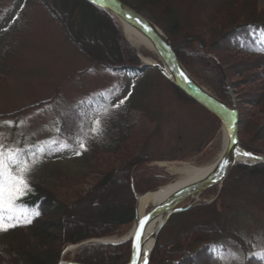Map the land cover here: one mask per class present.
<instances>
[{"label":"rangeland","instance_id":"374dc122","mask_svg":"<svg viewBox=\"0 0 264 264\" xmlns=\"http://www.w3.org/2000/svg\"><path fill=\"white\" fill-rule=\"evenodd\" d=\"M47 1L53 5L48 6ZM221 1H224V3L219 6ZM247 1L159 0L157 2L159 8L157 7V9L165 14L168 8H173L177 12L178 18H182L183 28L180 29V34L174 36L169 34V37L173 40L172 43L175 44L176 49H179L177 45L185 39L189 41L182 47L185 51L190 49L188 52L191 55L186 52L183 53L182 49L177 51L182 59L190 65L197 79L209 87L214 94L216 92L213 86L217 88L216 82L208 77L205 71L202 74L203 71L199 70V67L194 64L193 51L197 53L206 51L209 55L207 58L213 57L210 61L216 63V65L220 62L218 60L225 62L231 59L229 80L232 82L234 89H230L229 94L233 98H236V96L239 98L238 108L241 124L239 123L238 137L240 138V144L243 147V143L249 141L250 143L253 142L252 146L264 148V113L258 111L261 117L258 128H255L251 120V111L259 105L257 102L262 100L261 102L264 103V99H262L264 93H262V90L259 91L262 87H258L260 84L256 83L259 80L254 82L256 77L251 75L250 72L253 66H257L240 65L245 61L248 63L253 58L250 59L246 52H242L235 47L231 48V43L223 39L217 41V38L214 37L213 40L211 38L210 42L202 43L199 46L195 42L197 36L202 38L212 37L211 34L219 29L220 23H224L226 20L225 17L231 18V16H234V18H238L244 12H254L256 9H252V4L255 1L257 8L264 10V0H252L254 1L251 2L252 4L250 3L252 6L247 4ZM43 2L46 7L39 0H0V143L3 144L6 153L9 150H18L22 146L21 144L34 146L35 143H40L45 138L56 140L53 137L55 135L63 138L59 145H62L66 138L74 139L75 132L78 133L79 130L74 129L73 123L69 124V122L60 119V109L65 108L67 110L69 105H73L74 102H81L86 97L85 95L88 96L96 92L92 98L99 96L103 89L109 90L107 93L113 92L117 95L112 102L124 101L131 95L130 87L136 80L135 75L133 76L125 70L120 71L124 63H118L119 60L124 57L134 60L138 55L126 34L116 28L114 25L116 22L111 16L106 14L113 20L114 28L109 27L106 23L103 24V22H107L106 19L101 23H96L95 28H85L79 25V21L83 20L84 22L82 13L81 19H75L72 13H70L71 19H67L69 14L64 11L71 7V2L78 3L77 0H43ZM89 5H91L90 8L94 18H105L102 11L94 7L92 3H89ZM241 7L242 9L239 10ZM48 9L54 13L55 17L50 14ZM260 36L264 37L263 34H260ZM90 48H98L99 54H95V56L88 55L92 51ZM129 48L137 56L131 57ZM122 50L126 51H124V56L121 57L123 55ZM132 63L138 66L140 60L138 59ZM107 66H113V69L106 68ZM235 69L238 72L234 74ZM150 70L149 75L153 77L154 85L142 99L144 106L137 108L138 112H136L133 119L136 124L141 125V122H143V125L147 123V126L140 129V127L134 128L133 125L132 130L129 128L130 134L124 146L127 149L125 150L127 154L138 156V161L141 164L136 171H139L137 172L139 175L147 172L159 176L158 179L151 178L153 181L146 182L144 185L137 184L139 191L144 190L142 193L179 180L182 174L178 170H172L183 167L185 162L190 163L192 166L206 165L216 151L215 144L213 143L209 147L208 143L213 137L217 138L218 131H220L218 121L210 112L200 104L180 97L176 92V88L170 85L166 78L161 76L156 69L152 68ZM68 92L73 94L69 95ZM135 95L136 91L133 92L132 97ZM51 99L53 102H49ZM95 109L97 110L98 107L96 106ZM143 111H146L147 114ZM156 112H158V115H156ZM16 116L19 118L17 122L19 126L17 129H13L14 123L8 124L6 122H13ZM123 122L121 121L118 125L120 126ZM114 128L113 123L111 126L112 132H115ZM253 128L255 129L253 130ZM62 129L65 130L63 137L61 134ZM99 133L93 132L92 135L97 139L100 136ZM135 136H140L141 139H144V142L140 143L141 141L137 140L139 141L137 143V141H133ZM76 142L79 146L82 143L77 139ZM81 150L79 147L74 151L54 152L51 157L71 158L75 157L76 152H81ZM150 156L153 158H173L174 160L148 162ZM118 159V155L113 153L99 157L97 155L87 164L91 166V169L82 170L80 169L82 165H79L78 169H74L86 173L78 183V187H76L86 195L82 198L79 196L78 201L82 200L83 203L68 212L69 229L71 233L75 232L73 236H78L83 232L101 230L103 219L112 218L111 220L114 221L117 218L114 215L115 212L120 213L126 206L127 201L131 203L132 192L128 183L130 174L122 175L117 183L107 188H98L94 191V188L98 187L100 177L108 172L110 168L113 169L116 164H119ZM110 160L113 161L110 162ZM69 161L75 162V160L61 162L62 165H59L62 167L59 168L61 173L73 170L74 166L71 164L73 162ZM241 164L243 163L234 166L224 181V183L226 181L229 183L225 197L227 198L225 205L228 208L219 207L218 211L216 210L214 214H211L210 210L198 212L199 209L193 207L189 210L190 212L183 211L171 215L167 225L161 232L160 241H169L175 233H179L194 222L208 223L215 220L221 224L228 211L235 209L236 212L231 220H234V223L240 226L247 236L255 238L258 246L254 250L256 254L264 252V199L258 191L259 186L264 189V185L257 181H251L246 175L239 174L241 170L237 167ZM126 171L128 172V170ZM232 176L231 180L228 179ZM53 179H56L54 174L50 179L51 182H53ZM57 180L53 183L57 184ZM236 180H238L237 183L233 184ZM74 189V186H70L67 189L60 188L59 190L65 193L67 199H74L76 195ZM88 195L93 196L94 199L99 198L101 201L99 207H90L89 202L91 199L83 200ZM135 199L137 198L135 197ZM199 203H202V200L193 202V204ZM135 208L136 203L133 206L134 210H136ZM57 210L59 209L51 210L54 217L59 215ZM127 225L123 227L120 234L116 235L123 234ZM50 232L55 235L59 233L56 229H51ZM66 246L61 253L66 249ZM88 246L86 255L91 259L94 256L114 252L102 249V246L97 244ZM79 248V246L76 247L73 256H71L74 261H80L79 258H77L79 260H76L75 257ZM123 255L124 259L121 264L126 260L124 253ZM0 256L4 257L3 260L0 258V264H14L9 261V256L1 248Z\"/></svg>","mask_w":264,"mask_h":264},{"label":"trees","instance_id":"16d2710c","mask_svg":"<svg viewBox=\"0 0 264 264\" xmlns=\"http://www.w3.org/2000/svg\"><path fill=\"white\" fill-rule=\"evenodd\" d=\"M77 1L78 3L71 2V7L64 10L67 14H69L67 19H71L70 13H72V16L75 19L80 18V16L77 15V11H79L84 17V22L83 20L79 21L81 23H79L80 26L82 25L85 28H95L96 23H101L104 21V19H106L107 22H103V24L106 23L109 25V27L114 28L113 20L106 14L102 13L105 18L99 17L96 19L93 17V12L91 11L89 5L85 3L81 4L79 0ZM124 1L131 4L136 9L147 13L150 17L161 24L168 34L172 36L180 34V29L183 28V20L182 18H178V14L173 8H168L164 14L157 9V4H159L157 2H159V0ZM47 5L49 6L53 4L51 2L49 4L48 2ZM255 7L256 10L254 12H244L238 18H234V16H231V18L225 17L226 20L224 23H220L221 25L219 29L211 34L212 37L202 38L197 36L198 38H196L195 42H197V46H199L202 43L205 44L206 42H210L211 38L213 40L215 37L217 38V41L221 39L226 40L231 43V48H237L235 44H239V39L237 38H240V40H242V42L249 47L248 54L257 55L255 59L249 61L248 63L245 61V63L243 62L240 65L249 64L256 65L258 68H261L260 71H257L258 68L253 66L250 72L253 73L255 77L262 76V79H260V81H262L264 79V44L260 41V39H257L255 33L256 29H263L264 31V10H259L257 8L256 1ZM241 9L242 7L239 10ZM114 25L118 30H120L116 23H114ZM201 47L203 46L201 45ZM90 50L92 51H87L89 52L88 55L92 54L95 56V54H99L98 48H90ZM124 51L121 57L124 56ZM130 52L131 57L137 56L133 50L130 49ZM184 52L185 50H183V53ZM186 53L191 55L189 52ZM193 56L194 64L199 67V70L203 71L202 74L205 71L208 77L216 82L217 88L216 86H213L215 88L216 94L221 99L231 104L233 100L232 96L229 94V91L224 83L225 81L220 75L221 72L218 69L216 63H211V58H207V56L202 55V53L193 51ZM136 60H138V57L134 58V60L124 57L123 59L119 60L118 63L123 62V67H131L133 65L132 62ZM221 65L225 70L228 69L225 67L226 64L221 62ZM258 80L259 79H256V81ZM262 84H264V82ZM146 86H148V84ZM261 90L263 91L262 93H264V87L259 89V91ZM176 92L183 99H189L182 91L177 90V88ZM236 98L235 103L239 107V98L238 96H236ZM262 99H264V95ZM261 101L262 100L258 101L257 104L259 105H257V107L251 111V120L253 125H255V128H258L261 123V117L259 116L258 111L264 113V103ZM127 113V122L130 123L135 117L133 108H130ZM255 128H253V130ZM140 139V136H135L133 141L136 142L139 140L141 141L140 143H142V141L144 142V139ZM139 141H137V143H139ZM252 143L253 142L250 143L249 141L244 142L243 147L246 150L252 151L254 153H264V148L252 146ZM124 146L125 140L123 139L122 142L116 146L115 150H111L106 146L102 148L101 145H97L95 142L91 141L89 143V147H91L90 156H87V158L85 157L83 159H76L75 162L69 161L73 162L71 163L74 166L72 171L61 173L59 169L62 168L59 166L62 165L61 160H49L40 163L38 167H42L32 172L31 185L28 187V190H26L23 195L18 196V198L15 200V204L21 206V209L17 213L18 215L23 216L24 213L22 211L29 212L27 215H31L33 211H36L39 212V215L31 216L32 222L30 224L21 223L17 227L9 229L7 232H0V245L4 247V252L9 254V261H12L14 264H58L61 259V252L67 244L77 243L88 238L120 234L123 231V227L133 220L135 214L133 206L136 203V190L133 189L132 186L131 173L132 171H136V169L140 167L141 164L138 161L137 155H130L125 152L127 149H125ZM108 153H113L115 155L117 154L119 157V164L115 165L116 168L115 166L113 169L110 168L108 172L100 177L98 181V187L94 188V191H96L98 188H107L108 186L117 183L118 179H120L122 175L124 176L130 174L128 183L132 192L131 203H129L130 201H127L126 206L120 213L115 212L114 215L117 216V218L114 221L111 220L112 218L107 220L106 218L103 219L101 222L103 228L101 230L83 232L78 236H73L75 232L71 233L69 229V220L67 218L68 212L80 206V204L83 202L82 200H78L86 195L85 193L80 192L79 188H76L86 173H82L81 171L74 169H78L79 165H82L83 168H80L82 170H86L87 168L91 169V166L87 164L91 162L93 157L97 155L99 157ZM113 160H110V162ZM23 167V164L17 166L18 169ZM237 168L241 170L239 174L246 175V177L251 181H257L258 183L264 185V163H259L256 165L241 164ZM53 169L55 170L53 171ZM124 169L128 170V172ZM57 170L59 171L60 175ZM52 174H54L56 177V179H53L52 181L55 182L58 179L57 184L51 182L50 179ZM138 175L139 174H137V176ZM232 178L233 176L229 179L231 180ZM137 180L142 185L146 184L147 181L142 174L137 177ZM149 181H153V179L151 180V178H149L148 182ZM237 181L238 180H236L233 184H236ZM70 186L75 187L74 191H76V195L74 199H67L65 193L59 190L60 188L67 189ZM258 191H260V196L262 195L261 197L264 199V194H262L264 193V189L259 186ZM86 199H91L89 202L90 207H99L101 204L99 198L94 199L91 195H88L83 200ZM219 199L222 201V195ZM218 201H216L214 204L201 206L198 209H204L205 211L213 209L214 206L217 205ZM221 203L223 204V202ZM52 209H61V211L57 210L59 215H55L54 217V215L51 213ZM233 213L234 211H231L225 217V220L221 225H219L215 220H211L206 224L194 223L190 225V227L177 233L172 240L166 243L158 241L152 252L149 264H264L263 259L252 254V252H249L252 249L254 242L245 238L240 227H238L237 224L231 220ZM51 229H56L59 231V233L56 235L52 234L50 232ZM87 248H89V246L81 247L75 256L76 259L79 258L85 264H121V262H123L124 255L117 254L115 252L94 256L91 259L86 255ZM0 258L1 260L4 259V257L1 256Z\"/></svg>","mask_w":264,"mask_h":264},{"label":"bare ground","instance_id":"6f19581e","mask_svg":"<svg viewBox=\"0 0 264 264\" xmlns=\"http://www.w3.org/2000/svg\"><path fill=\"white\" fill-rule=\"evenodd\" d=\"M247 2H248L247 4H250L251 2H254V1L248 0ZM223 3L224 1L219 2V6L223 5ZM251 4L250 6L253 5V9H256L255 2L252 5ZM113 15L115 16V20H120L126 36L129 38L130 42L132 43L131 45L138 50L142 60L146 62H155L160 59L165 64L167 63V66H168L167 68L169 70V73H172V71L176 67V61L171 54L167 53L166 51H162V49L159 48V46L155 43V41H152L149 38L147 32L144 29H142L140 26L132 24V22L126 19H123L121 16L117 15V13L116 14L113 13ZM237 39H239L238 41L240 45L235 44V46L237 48H240L242 52H246L247 56L250 57V59L251 58L255 59L257 55L248 54L249 47L246 46L242 42V40H240V38H237ZM188 42L189 41L185 39L181 44L178 45L179 49H182L183 48L182 45H185ZM188 51H190V49H187L185 52H188ZM202 55L209 57L206 51L202 52ZM218 61L220 62L217 65V67L221 72V76L223 77L225 81L224 83L228 91L230 92V89L232 90L234 89L232 82L229 80V74H231L230 65L232 64V61L231 59H228L225 62L223 61L224 64H226V67L228 68L227 70H225L222 67L221 65L222 61L221 60H218ZM186 64L190 66L188 63ZM260 70L261 68H258L257 71H260ZM236 72H238L237 69L234 70V74ZM251 75H253V73H251ZM192 79H193L194 88L201 90V92H203L205 95L210 97L213 101L217 102L220 105H223L221 101L212 92V90L209 87H207L202 81L197 79L195 75H193ZM256 79H259V81L256 82L260 84L258 85V87H264V84H262L264 82V79L260 81V79H262V76H257ZM256 79H254V82L256 81ZM228 132L229 130L227 126H224V125L221 126L219 134L217 135L216 142H215L216 151L213 157L211 158V160L206 165H202V166L193 165L192 166L190 163L185 162L183 167L172 170V171L178 170V172L182 174L179 180L170 182L166 185L159 187L158 189L143 193L136 201V212H137L136 216L133 219V221L127 226L123 234L119 236H114V237L95 239V240H92L91 243L97 244L98 246H102V247L107 246V247L116 248V249L125 247L126 242H127L128 232L130 231L132 232V234L133 233L135 234L138 231L142 220L145 219L146 213L151 208H153L154 206L162 202L164 198H166L168 195L173 193L179 187L184 186V185L196 184L200 181H203L209 178L210 176H212L222 166L226 158V146L228 142ZM239 160L251 161L252 158L246 157L243 155V156H239ZM162 219L163 217L157 220L156 222H153L149 227L150 233H148L146 236L141 238L140 262L143 261V259H145L148 256L150 250L152 249L157 239L159 228H162V230L164 229V223L161 222L159 224V222ZM132 238H134V236H132L130 240H132ZM75 250H76L75 246H71V245L68 246L62 253L63 260L61 261L60 264H79L78 262H73L71 259V256H73Z\"/></svg>","mask_w":264,"mask_h":264},{"label":"water","instance_id":"95a60500","mask_svg":"<svg viewBox=\"0 0 264 264\" xmlns=\"http://www.w3.org/2000/svg\"><path fill=\"white\" fill-rule=\"evenodd\" d=\"M88 2L94 4L99 9L107 14L112 15L117 13L123 19H126L132 24L140 26L144 29L149 38L167 53H171L176 61V68L172 71V76H170L171 81L176 84L180 89H182L191 98L198 101L210 111H212L221 121H223L230 130L229 143H228V153L227 161L228 163L220 170L217 174L212 175L207 180L201 183L180 187L173 193L168 195L159 204L154 206L148 214L145 215L146 221L143 224V235H147L150 232V225L156 222L160 218L167 217L177 211H182L193 206V202L201 200L206 197L212 196L220 187L229 175L231 169L235 166L237 161V155L239 154V138H238V112L237 109L229 110L227 107H222L213 101L210 97L203 94L199 89L194 88L192 77L189 74L182 58L175 51L174 46L165 34V32L158 27L154 22L141 15L138 11L134 10L121 0H87ZM163 72L165 69L160 67ZM183 73V76L181 75ZM264 158V156H263ZM168 211L166 214H162ZM137 232L131 234L136 236ZM130 237V239H131ZM131 242V243H130ZM129 242V247L127 250V256L125 264H133L136 249L134 248L135 240L132 238ZM138 264V262H137Z\"/></svg>","mask_w":264,"mask_h":264},{"label":"snow or ice","instance_id":"6c2138e0","mask_svg":"<svg viewBox=\"0 0 264 264\" xmlns=\"http://www.w3.org/2000/svg\"><path fill=\"white\" fill-rule=\"evenodd\" d=\"M181 75L183 76V73H181ZM123 103L124 101L121 100L115 105V107H119ZM6 123L11 124L14 122L9 121ZM96 124L97 127L94 128L93 131L98 133L100 131V121H96ZM52 143L57 142L53 141ZM61 147H66V145H62ZM80 148L85 149V145L81 143ZM40 151H44V149H41ZM20 154L19 150H9V152L6 153L3 144L0 143V232H7L9 229L17 227L21 223L30 224L32 222L31 216L39 215V212L36 211H33L31 215L24 214L21 216L17 214L21 209V206L15 204V200L18 196L23 195L24 192L28 190V184L24 179V174L31 170L32 165L38 162L37 159H34L32 165L25 164L16 174H12L9 170V164L15 162L14 158L18 157ZM76 154L79 155L80 152L78 151ZM242 155L246 157L252 156V154L248 152H244ZM224 163L227 164L228 161L225 160ZM145 222L146 221L141 222L140 228L134 237V248L136 249V253L133 264H137L140 260L141 236L143 235V224ZM258 255L261 259H264V252H261ZM142 264H148L146 258L143 259Z\"/></svg>","mask_w":264,"mask_h":264}]
</instances>
